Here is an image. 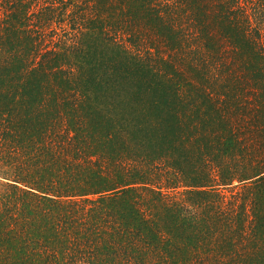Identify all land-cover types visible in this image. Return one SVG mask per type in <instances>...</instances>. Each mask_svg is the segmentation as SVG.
I'll return each mask as SVG.
<instances>
[{
    "label": "trees",
    "instance_id": "16d2710c",
    "mask_svg": "<svg viewBox=\"0 0 264 264\" xmlns=\"http://www.w3.org/2000/svg\"><path fill=\"white\" fill-rule=\"evenodd\" d=\"M0 264H264V0H0Z\"/></svg>",
    "mask_w": 264,
    "mask_h": 264
}]
</instances>
